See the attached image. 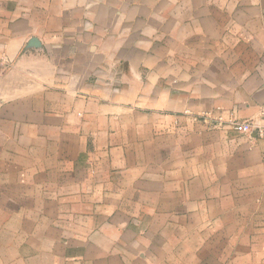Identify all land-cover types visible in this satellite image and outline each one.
Instances as JSON below:
<instances>
[{
    "label": "crops",
    "instance_id": "crops-1",
    "mask_svg": "<svg viewBox=\"0 0 264 264\" xmlns=\"http://www.w3.org/2000/svg\"><path fill=\"white\" fill-rule=\"evenodd\" d=\"M262 110L264 0H0V264L264 263Z\"/></svg>",
    "mask_w": 264,
    "mask_h": 264
},
{
    "label": "built area",
    "instance_id": "built-area-1",
    "mask_svg": "<svg viewBox=\"0 0 264 264\" xmlns=\"http://www.w3.org/2000/svg\"><path fill=\"white\" fill-rule=\"evenodd\" d=\"M227 126L239 133L246 134L249 136L254 135L256 138L264 141V110L261 111L259 119L255 121L239 122L234 119H229L227 121Z\"/></svg>",
    "mask_w": 264,
    "mask_h": 264
},
{
    "label": "rangeland",
    "instance_id": "rangeland-1",
    "mask_svg": "<svg viewBox=\"0 0 264 264\" xmlns=\"http://www.w3.org/2000/svg\"><path fill=\"white\" fill-rule=\"evenodd\" d=\"M195 118H198V117H195ZM202 118L204 119V118H208V119H210L209 118V115H207V114H204L203 116H202ZM199 119V118H198ZM217 120V119H216ZM217 121H220V119H218ZM217 121H216V123H217ZM215 123V124H216ZM242 234V233H241ZM257 234H259L260 236H262L263 235V233L262 232H258ZM236 249H231V248H224V255L226 256V255H228V253L230 252V254L232 255V253L235 251ZM240 250V252H241V256H248V254H249V252H251V249H250V251L247 249V248H245V249H243L242 247H241V249H239ZM263 247H260V249H258V248H256L255 249V254L256 255H261V254H263ZM259 264H264V263H259Z\"/></svg>",
    "mask_w": 264,
    "mask_h": 264
},
{
    "label": "water",
    "instance_id": "water-1",
    "mask_svg": "<svg viewBox=\"0 0 264 264\" xmlns=\"http://www.w3.org/2000/svg\"><path fill=\"white\" fill-rule=\"evenodd\" d=\"M31 44H32V45H36V44H37V41H36V40H32V41H31Z\"/></svg>",
    "mask_w": 264,
    "mask_h": 264
}]
</instances>
